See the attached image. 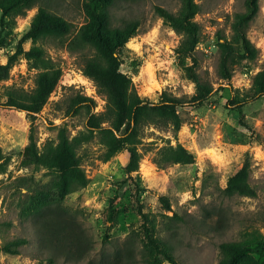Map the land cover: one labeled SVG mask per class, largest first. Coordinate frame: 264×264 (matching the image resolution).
<instances>
[{
    "label": "rangeland",
    "instance_id": "rangeland-1",
    "mask_svg": "<svg viewBox=\"0 0 264 264\" xmlns=\"http://www.w3.org/2000/svg\"><path fill=\"white\" fill-rule=\"evenodd\" d=\"M195 1L200 7L194 20L199 24L201 41L184 58L177 53L181 35L156 11L161 7L176 13L182 0H117L112 9L113 26L131 19L141 23L137 35L120 53L121 72L130 76L138 94L150 101H158L164 91L182 98L179 112L183 123L177 132L153 126L144 129L138 145L143 153L139 175L125 170L130 155L126 148L105 162L100 157L104 148L97 139L79 148L89 183L67 194L61 204L88 239L80 258L74 251L45 247L38 224L20 218L21 205L29 200L35 186L52 179L46 168L23 165V151L31 132L41 147L48 140L56 141L62 127L68 128L70 136L84 131L86 108L74 116L66 115L77 93L95 100V113L103 111L106 102L94 81L83 74L80 58L67 50V43L51 38L35 44L62 70L47 102L37 112L6 105L7 89L31 91L37 73L25 55L33 42L19 45L37 9L18 18L17 28L0 50L2 64L11 54H18L9 78L0 82V166L4 168L0 170V264H41L49 257H54L55 264H124L130 247L134 248L133 264H145L141 212L151 215L149 226L171 243L181 264H217L221 243L244 241L255 231L264 233V95L250 99L240 111L228 104L237 89L242 94L248 92L253 76L264 69V0H259V11L247 31L259 55L236 65L230 81L218 75L219 42L232 37L236 15L248 9L247 0ZM55 7L76 29L87 20L81 0H60ZM190 66L214 87L203 103L190 100L196 91L185 71ZM164 145H182L194 155V162L158 167L153 159ZM243 168L248 169L255 195L226 196L223 191L229 179ZM175 212L184 221L168 218ZM19 240H23L21 245L5 250ZM241 261L261 264L264 256L249 253Z\"/></svg>",
    "mask_w": 264,
    "mask_h": 264
},
{
    "label": "trees",
    "instance_id": "trees-1",
    "mask_svg": "<svg viewBox=\"0 0 264 264\" xmlns=\"http://www.w3.org/2000/svg\"><path fill=\"white\" fill-rule=\"evenodd\" d=\"M60 0H0V50L8 37L17 28L18 18L27 15L29 10L37 9L33 15L30 27L20 40L22 45L28 40L33 42L32 48L25 52L30 67L35 69V86L31 91L18 88H8L6 105L18 109L37 112L47 102L56 88L62 70L47 51L35 45L40 40L60 39L67 50L80 58V66L84 75L91 78L97 91L105 99L104 110L92 112L96 106L94 99L77 93L71 98L67 116H74L87 109V120L84 131L70 136L68 128L59 129L55 140H48L41 147L37 144L34 133L29 136V143L23 151V165L36 168H46L51 171L52 179L42 185L35 186L29 200L21 205L19 215L23 219H33L38 224L43 244L54 251L75 252L77 257L82 255V245H87L85 238L70 211L63 207L61 200L69 193L85 188L89 179L81 167L79 148L94 139L104 148L101 154L103 162L109 160L118 151L126 148L130 155L125 166L127 173L139 171V162L143 153L138 150L142 144L144 129L153 126L158 129L177 132L183 119L179 107L183 99L164 91L158 101H150L140 96L134 87L130 76L120 70L122 64L121 51L129 39L137 35L140 21L127 20L122 26H113L111 13L117 0H81L86 22L78 29L57 13L56 4ZM65 1V0H63ZM127 1V0H124ZM248 9L236 15L233 23V34L229 39L223 38L220 45L218 75L224 81H230L236 65L243 60L253 61L259 55V49L247 35L250 23L259 11V0H247ZM159 16L172 27L182 39L177 48L178 55L183 58L190 55L201 41L199 24L194 20L200 11L195 0H182L181 8L170 12L156 7ZM18 54H11L7 63H0V82L9 78ZM187 77L196 85L195 94L191 97L194 103H203L213 92L212 84L201 79L193 67H185ZM264 95V69L253 76L248 92L242 94L239 89L228 104L240 111L250 99ZM1 103V96H0ZM154 163L165 168L175 163H192L194 155L182 145H164L160 147L153 159ZM0 170L4 171L1 164ZM24 178L18 179L23 180ZM223 193L253 196L255 190L248 182V169L243 168L229 179ZM144 230L141 253L145 264H181L173 253L171 243L155 233L154 227L149 226V213L141 212ZM172 221H184L177 212L168 216ZM133 233V232H132ZM23 240L15 241L6 246L5 250L12 251L11 246L21 245ZM220 260L217 264H243L242 259L249 253L264 256V233L255 231L251 237L241 242H223L219 246ZM124 264H133L134 248L126 251ZM119 252L118 255L119 256ZM116 256V257H117ZM41 264H55L54 257H49ZM119 264V263H117ZM264 264V261L261 263Z\"/></svg>",
    "mask_w": 264,
    "mask_h": 264
}]
</instances>
